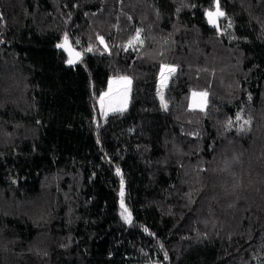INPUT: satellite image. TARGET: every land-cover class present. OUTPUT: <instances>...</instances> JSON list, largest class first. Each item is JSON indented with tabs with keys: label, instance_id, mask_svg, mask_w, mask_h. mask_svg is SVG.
Here are the masks:
<instances>
[{
	"label": "trees",
	"instance_id": "trees-1",
	"mask_svg": "<svg viewBox=\"0 0 264 264\" xmlns=\"http://www.w3.org/2000/svg\"><path fill=\"white\" fill-rule=\"evenodd\" d=\"M0 264H264V0H0Z\"/></svg>",
	"mask_w": 264,
	"mask_h": 264
},
{
	"label": "rangeland",
	"instance_id": "rangeland-1",
	"mask_svg": "<svg viewBox=\"0 0 264 264\" xmlns=\"http://www.w3.org/2000/svg\"><path fill=\"white\" fill-rule=\"evenodd\" d=\"M216 11H217V8L214 11H210V12L215 13ZM208 21H209V17H208ZM210 25L217 28L222 38L229 37V26L226 22V16L224 12L222 16H216L215 23L214 24L210 23ZM131 43L133 45V48L138 50L137 48H139L142 43V38L140 34H137L132 39ZM170 69H174V71H170ZM175 71H176L175 68L166 67V66L161 69L160 78H159V98H160L161 106L163 109H166L168 106L166 102L164 101V95H165V90L169 84V80L171 76L175 73ZM130 93H131V79L130 78L128 77L113 78L108 85L107 91L104 92L102 95L101 101L103 100V103H101L100 101L101 113L104 116H108L111 113L125 110L129 103ZM194 93L196 94L195 96L193 95ZM207 96L208 94L206 92L204 93H199L198 91L193 92L191 96L192 98L191 106L196 109H206ZM124 130H125V124L119 123V124L112 126L108 130H106L104 134L105 136H108L110 134L124 132ZM123 214L125 218L127 219L129 214L126 212H124Z\"/></svg>",
	"mask_w": 264,
	"mask_h": 264
},
{
	"label": "water",
	"instance_id": "water-1",
	"mask_svg": "<svg viewBox=\"0 0 264 264\" xmlns=\"http://www.w3.org/2000/svg\"><path fill=\"white\" fill-rule=\"evenodd\" d=\"M62 49L65 51V53L69 57V62H68L69 66L74 67L82 60L83 55L74 48L73 44L70 41L64 44L62 46ZM132 220H133V217L131 215L128 216L127 219L125 218L127 226L131 225Z\"/></svg>",
	"mask_w": 264,
	"mask_h": 264
},
{
	"label": "snow or ice",
	"instance_id": "snow-or-ice-1",
	"mask_svg": "<svg viewBox=\"0 0 264 264\" xmlns=\"http://www.w3.org/2000/svg\"><path fill=\"white\" fill-rule=\"evenodd\" d=\"M208 17H209V22L210 23H215V17L216 16H222L223 15V12H221L219 10V7L217 6V11L215 13L213 12H208L207 13ZM61 45H58V47H60ZM90 50V49H89ZM170 71H174V69H170ZM194 96L196 95L195 93L193 94ZM101 103H103V100L101 101ZM239 114H237V119H239ZM121 195H123V193H121Z\"/></svg>",
	"mask_w": 264,
	"mask_h": 264
},
{
	"label": "crops",
	"instance_id": "crops-1",
	"mask_svg": "<svg viewBox=\"0 0 264 264\" xmlns=\"http://www.w3.org/2000/svg\"><path fill=\"white\" fill-rule=\"evenodd\" d=\"M172 68H174V67H172ZM199 93H204V92H199ZM191 105H192V98H191Z\"/></svg>",
	"mask_w": 264,
	"mask_h": 264
},
{
	"label": "built area",
	"instance_id": "built-area-1",
	"mask_svg": "<svg viewBox=\"0 0 264 264\" xmlns=\"http://www.w3.org/2000/svg\"><path fill=\"white\" fill-rule=\"evenodd\" d=\"M141 36V35H140Z\"/></svg>",
	"mask_w": 264,
	"mask_h": 264
}]
</instances>
